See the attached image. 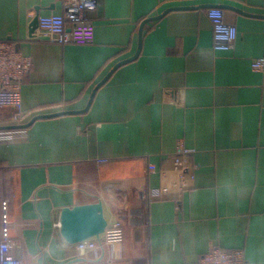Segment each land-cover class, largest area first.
<instances>
[{
    "label": "crops",
    "instance_id": "crops-1",
    "mask_svg": "<svg viewBox=\"0 0 264 264\" xmlns=\"http://www.w3.org/2000/svg\"><path fill=\"white\" fill-rule=\"evenodd\" d=\"M238 28L213 48L206 11ZM58 0H0V39L33 61L24 123L0 109V199L25 264H191L211 245L264 264V0H98L89 44L51 42L39 15ZM63 112L56 116L37 115ZM7 126H13L14 128ZM179 143L195 149L193 185L161 192ZM101 200L123 239L79 255L59 233L63 207Z\"/></svg>",
    "mask_w": 264,
    "mask_h": 264
},
{
    "label": "built area",
    "instance_id": "built-area-1",
    "mask_svg": "<svg viewBox=\"0 0 264 264\" xmlns=\"http://www.w3.org/2000/svg\"><path fill=\"white\" fill-rule=\"evenodd\" d=\"M61 3L60 14L39 16V32L47 34L51 42L58 44H89L94 41L95 26L90 12L98 7V0H58ZM206 14L213 29V48L215 50H231L235 46L238 28L227 19L223 7L214 6L207 9ZM251 66L254 70H264V58H256ZM33 68L32 59L24 54L11 40L0 39V109L16 110L14 120L26 122L22 110L21 85L25 76ZM20 128L0 130V143L13 142L19 135ZM195 149L179 143L175 153L164 162L159 169L161 175V192L166 194L170 187L180 191L193 185L196 164L191 160ZM9 210V200L0 199V264H25L13 253L14 240L11 231L16 226ZM123 229L118 222L107 225L106 233L101 240L83 241L74 245L79 255L93 250H106L122 241ZM245 252L242 249L224 250L216 245L191 264H245Z\"/></svg>",
    "mask_w": 264,
    "mask_h": 264
},
{
    "label": "water",
    "instance_id": "water-1",
    "mask_svg": "<svg viewBox=\"0 0 264 264\" xmlns=\"http://www.w3.org/2000/svg\"><path fill=\"white\" fill-rule=\"evenodd\" d=\"M39 15H37L30 26V35L35 33L38 27ZM63 112L53 114L37 115L33 119L40 117L56 116ZM29 123L15 125V128L26 127ZM8 128L13 126H7ZM6 128V127H0ZM108 225V220L104 213V206L101 200L76 204L63 207L60 211L59 233L61 237L70 245H75L83 241L101 240Z\"/></svg>",
    "mask_w": 264,
    "mask_h": 264
},
{
    "label": "rangeland",
    "instance_id": "rangeland-1",
    "mask_svg": "<svg viewBox=\"0 0 264 264\" xmlns=\"http://www.w3.org/2000/svg\"><path fill=\"white\" fill-rule=\"evenodd\" d=\"M14 113H13V115H15V113H16V110H14V109H12V108H10Z\"/></svg>",
    "mask_w": 264,
    "mask_h": 264
}]
</instances>
